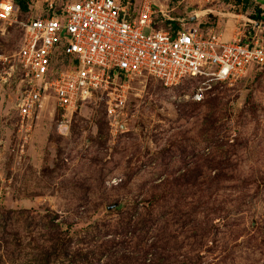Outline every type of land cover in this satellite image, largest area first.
<instances>
[{
    "label": "rangeland",
    "instance_id": "obj_1",
    "mask_svg": "<svg viewBox=\"0 0 264 264\" xmlns=\"http://www.w3.org/2000/svg\"><path fill=\"white\" fill-rule=\"evenodd\" d=\"M65 1L27 0L0 32V264H264V65L201 101L191 80L145 74L124 83L115 118L104 92L63 122L50 99L21 116L18 22ZM149 1L219 21L225 40L264 25V0L246 14L231 0Z\"/></svg>",
    "mask_w": 264,
    "mask_h": 264
},
{
    "label": "built area",
    "instance_id": "obj_2",
    "mask_svg": "<svg viewBox=\"0 0 264 264\" xmlns=\"http://www.w3.org/2000/svg\"><path fill=\"white\" fill-rule=\"evenodd\" d=\"M164 12L149 0L137 9L132 0H68L59 8L47 3L19 21L15 58L24 89L14 99L17 113L29 116L50 99L63 122L82 102L104 92L106 113L115 118L131 77L150 75L164 87L191 80L189 99L201 101L212 84L264 65V42L257 35L264 25L255 24L246 41L225 40L195 17ZM158 14L169 23L160 26ZM16 15L13 0H0V32L3 24L17 22Z\"/></svg>",
    "mask_w": 264,
    "mask_h": 264
},
{
    "label": "crops",
    "instance_id": "obj_3",
    "mask_svg": "<svg viewBox=\"0 0 264 264\" xmlns=\"http://www.w3.org/2000/svg\"><path fill=\"white\" fill-rule=\"evenodd\" d=\"M247 2H250V1H245V3L244 2H242V1H239V3L237 4V8H239V9H241V8H245V11H244V13L246 14V13H250V9L252 8V5H250L249 6V4L247 5ZM255 3H260V1L259 2H257V1H254V0H252V4H255ZM229 4V3H228ZM227 4V5H228ZM232 6H233V4H231ZM165 7H167V3H164V4H161V9L163 10V11H165V12H167L166 11V9H165ZM228 12V11H227ZM197 13H195L194 11L193 12H190V13H187V15H186V17H193V19H194V17L196 18V20H197ZM236 16H238V15H240L239 13L238 14H235ZM219 18H221V17H219ZM246 19L249 21V19L246 17ZM216 20H218V19H216ZM222 21V19H220V22ZM202 22V21H201ZM203 24H205V23H202L201 25H203ZM218 24H219V21H218ZM218 24H217V26L216 27H212V28H214V29H217V30H219L220 32H221V34L224 36V30L222 29V28H220V27H218ZM219 26H221V24H219ZM204 27V26H203ZM205 27H209V26H205ZM211 28V29H212ZM237 35L239 34V30L237 31V33H236ZM235 34V35H236ZM235 37V36H234ZM242 41H244L243 40V38L241 39Z\"/></svg>",
    "mask_w": 264,
    "mask_h": 264
},
{
    "label": "trees",
    "instance_id": "obj_4",
    "mask_svg": "<svg viewBox=\"0 0 264 264\" xmlns=\"http://www.w3.org/2000/svg\"><path fill=\"white\" fill-rule=\"evenodd\" d=\"M239 1H242L245 3L246 0H231V4H233V6H237V4L239 3ZM13 3L16 7L17 12L18 11H25L27 8V0H13ZM259 14V9L255 8L254 9V13L249 15V18L254 19V20H258L260 17L258 16ZM169 22H165V24H167ZM172 24H175V22H171ZM205 26V25H202ZM262 66V65H261ZM258 66V67H261Z\"/></svg>",
    "mask_w": 264,
    "mask_h": 264
},
{
    "label": "water",
    "instance_id": "obj_5",
    "mask_svg": "<svg viewBox=\"0 0 264 264\" xmlns=\"http://www.w3.org/2000/svg\"><path fill=\"white\" fill-rule=\"evenodd\" d=\"M193 19V17H188V20H192Z\"/></svg>",
    "mask_w": 264,
    "mask_h": 264
}]
</instances>
